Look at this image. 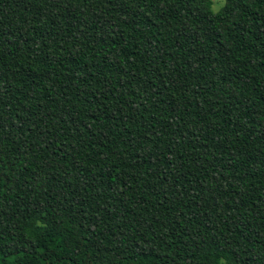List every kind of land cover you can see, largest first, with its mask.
<instances>
[{
	"label": "trees",
	"instance_id": "16d2710c",
	"mask_svg": "<svg viewBox=\"0 0 264 264\" xmlns=\"http://www.w3.org/2000/svg\"><path fill=\"white\" fill-rule=\"evenodd\" d=\"M0 264H264V0H0Z\"/></svg>",
	"mask_w": 264,
	"mask_h": 264
},
{
	"label": "rangeland",
	"instance_id": "374dc122",
	"mask_svg": "<svg viewBox=\"0 0 264 264\" xmlns=\"http://www.w3.org/2000/svg\"><path fill=\"white\" fill-rule=\"evenodd\" d=\"M213 1V10L218 11L226 2V0H212Z\"/></svg>",
	"mask_w": 264,
	"mask_h": 264
}]
</instances>
